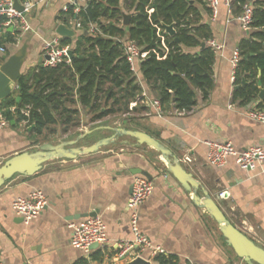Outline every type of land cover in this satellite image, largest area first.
<instances>
[{
    "label": "crops",
    "instance_id": "crops-1",
    "mask_svg": "<svg viewBox=\"0 0 264 264\" xmlns=\"http://www.w3.org/2000/svg\"><path fill=\"white\" fill-rule=\"evenodd\" d=\"M21 1L34 4L27 14L32 30L24 32L15 23L0 25V42L7 47L5 53H0V65L5 56L27 45L28 56L22 70L27 73L44 64L46 41L61 40L57 28L63 23L59 17L67 3L65 0ZM199 7L204 22L211 24L213 38L223 45L215 56V86L209 97L203 99L199 93L198 104L191 111L171 107L159 116L152 104L156 95L139 70L138 81L144 88V100L133 104L137 115L129 118V123L136 121L132 129L152 135L176 153L217 199L230 221L264 248V164L245 170L234 157L224 166L213 165L208 160L211 141H231L238 149L254 145L264 147V122L249 115L251 110L260 108V98L245 105L233 101L235 85L231 57L251 30H244L233 17L228 22L225 5L216 21L211 18L207 1L205 6ZM9 34L16 35L13 42L7 41ZM92 123L91 117L82 116V126L87 128ZM118 126L129 128L123 124ZM29 128L25 121L16 123L13 120L0 129V163L43 143L32 138ZM146 174L151 175L155 187L151 197L138 208L139 225L154 245L165 249L167 256L175 257L177 264H247L226 243L217 223L194 203L192 195L167 171L162 156L134 141H124L121 148L108 152L50 161L36 174L17 175L2 187V264H127L139 254L151 264H159L157 255L150 250L133 251L126 259L119 256V243L134 238L128 208L134 178L147 177ZM35 189L46 193L49 204L39 217L26 224L14 213L12 203ZM220 192H226V196L219 197ZM93 212L105 221L108 241L88 255L72 246L70 224L83 219L75 216ZM98 250L103 255L100 261L92 259V254Z\"/></svg>",
    "mask_w": 264,
    "mask_h": 264
},
{
    "label": "trees",
    "instance_id": "trees-1",
    "mask_svg": "<svg viewBox=\"0 0 264 264\" xmlns=\"http://www.w3.org/2000/svg\"><path fill=\"white\" fill-rule=\"evenodd\" d=\"M249 2L254 5V19L249 37L238 46L241 60L233 91V101L240 105L259 99L264 87V0H232V9L238 16ZM200 4L204 1L130 0L127 6L132 11L131 23L126 26L122 0H92L90 11L80 14L81 33L60 40L62 45L72 46V63L40 65L23 73L18 95L1 101L0 110L10 122L34 125L31 136L35 141L54 125L60 124L65 133L80 127L79 107L89 110L92 122L137 110L133 104L144 100V88L124 54V39L128 38L142 49V79L163 109L191 111L198 104L199 93L207 99L215 86L216 54L208 44L213 29L204 22ZM74 18L70 7L59 20L71 26ZM7 21V17H0V25ZM90 23L98 25L97 36L88 33ZM164 24H174L176 35L168 34ZM15 36L9 34L7 41L13 42ZM258 106L264 109V98ZM92 259L102 260V252L95 251ZM156 259L159 264H177L173 256L160 254Z\"/></svg>",
    "mask_w": 264,
    "mask_h": 264
},
{
    "label": "built area",
    "instance_id": "built-area-1",
    "mask_svg": "<svg viewBox=\"0 0 264 264\" xmlns=\"http://www.w3.org/2000/svg\"><path fill=\"white\" fill-rule=\"evenodd\" d=\"M51 1V0H48ZM92 0H65L67 3L65 11H68L70 7H73V13L75 18L71 21V27L76 31L78 28L82 29V18L80 14L83 11H88ZM23 11H19L15 7V0H0V17L5 16L8 18L7 24L15 23L24 32L31 31L32 26L30 24L27 14L31 11L34 6L30 1H23ZM207 5L211 11V18L216 21L221 12L222 5H225L230 18L237 19L240 26L244 29H250L254 19V5L252 2L246 3L243 6V11L240 15L235 16L232 9V0H207ZM100 29L96 23H90L88 33L97 36ZM125 49L124 54L127 61L131 65V69L138 76L140 65L142 62V49L135 40L124 39ZM208 44L218 54L223 49V45L216 39L212 38L208 41ZM73 50L70 45H62L60 40L54 39L46 41L44 44V53L46 60L45 66L56 67L59 64L72 63V56L70 51ZM7 47L4 43L0 42V53H5ZM241 60V54L239 48L233 51L231 57L232 66V79L235 81L236 70ZM153 106L159 116H163L164 109L159 99L152 101ZM16 107H12L14 111ZM23 113L29 114L28 109H23ZM250 117L264 122V109L256 108L251 110L249 113ZM10 121L6 118L4 111L0 110V129L6 127ZM209 152L208 160L210 163L216 166H224L228 163L230 157H234L236 163L245 170L255 169L258 165L264 164V147L260 145H254L247 147L246 149H238L231 141H211L208 143ZM153 181L143 175H138L134 178L132 193L128 200V208L130 210V222L132 230L134 232V238L130 241H122L119 243V256L128 257L133 251L142 253L145 250H150L155 255L164 254L166 255L165 249L161 246H156L151 241L150 237L144 234L139 225V206L149 199L154 191ZM219 197H225L226 192H220ZM49 204V199L46 193L42 189H35L31 191L27 196H21L16 198L12 207L14 213L23 219V222L30 224L34 219L39 217L41 213L46 209ZM70 228L71 244L74 248L83 251L85 254L90 255L93 251V245L98 244L99 246L104 245L108 241L107 236V225L102 217L91 216L71 222ZM143 257L142 255H138ZM137 257V256H136ZM145 258V257H143ZM146 259V258H145ZM0 264H2V258L0 256ZM197 264V263H191Z\"/></svg>",
    "mask_w": 264,
    "mask_h": 264
},
{
    "label": "water",
    "instance_id": "water-1",
    "mask_svg": "<svg viewBox=\"0 0 264 264\" xmlns=\"http://www.w3.org/2000/svg\"><path fill=\"white\" fill-rule=\"evenodd\" d=\"M15 7L19 11L24 10L21 0H15ZM87 10L90 11V7H88ZM130 23L131 15L124 14L123 24L129 26ZM164 28L166 32L172 36H175L177 33L174 24H164ZM57 33L62 37L72 38H76L78 35L73 27L64 23L58 25ZM177 40L179 41L178 38ZM27 49V45H24L17 53L4 57V62L0 65V102L14 94L18 86V81L23 74V66L28 56ZM70 55L73 56V50L70 51ZM41 66H44V64H41ZM259 98H264V87L261 88ZM19 100L20 97H17V101ZM33 127L34 125L29 128V131H32ZM108 129L113 131L111 136L101 138L88 146L80 145V141L87 135L93 133V130L87 131L76 139L64 140L59 143L45 142L38 145L33 150L24 151L10 157L3 163H0V189L17 175L32 176L36 174L50 161L57 159L74 160L81 155L96 153L104 147L116 144L122 137H130L134 139L137 144L146 145L162 156L167 171L179 181L186 192L192 195L194 203L204 209L205 214L217 223L226 243L234 249L240 258L247 264H264V248L258 245L244 231L236 227L230 221L220 207L217 199L211 195L202 182L184 166L176 153L144 131L123 126L108 127ZM125 143H128V140H125ZM146 175L150 179L152 178L151 175ZM91 216H97V213H84L75 216V218L79 219ZM20 219L23 220L22 218ZM97 247L98 244L93 245L94 249ZM123 258L126 259L127 257ZM127 264L151 263L147 259L137 256L128 261Z\"/></svg>",
    "mask_w": 264,
    "mask_h": 264
},
{
    "label": "rangeland",
    "instance_id": "rangeland-1",
    "mask_svg": "<svg viewBox=\"0 0 264 264\" xmlns=\"http://www.w3.org/2000/svg\"><path fill=\"white\" fill-rule=\"evenodd\" d=\"M128 1L130 0H122V7L124 9V13L131 15L132 11L129 10L127 4ZM204 1V6L206 5L207 0ZM200 6H202L200 4ZM78 33H81L82 29L78 28L77 29ZM81 118L84 116V118L88 117L90 118L92 114H90L89 110L87 109H82L81 108ZM137 115V112H130L127 114H122L118 113L115 115L108 116L104 118L102 121H97L92 124H88L87 128L84 126L80 127H73L71 130L67 133L63 132L62 126L59 125H54L50 129L46 130L44 134L40 137H38L37 142H53V143H59L64 140H69V139H76L80 135L85 134L87 131L93 130L94 132L87 135L84 139L80 141V145L82 146H88L93 143H95L97 140L111 136L113 134V131L111 129H108V127H116L118 124H123L131 128L132 126H136L137 123L134 121L133 123H129V118H134ZM132 125V126H131ZM99 128V129H98ZM27 132V130H25ZM125 140L130 141L131 143L136 142L134 139L130 137H122L118 140L116 144H112L110 146L102 148L100 151L108 152L110 149H119L123 146V143ZM88 157V156H87Z\"/></svg>",
    "mask_w": 264,
    "mask_h": 264
}]
</instances>
